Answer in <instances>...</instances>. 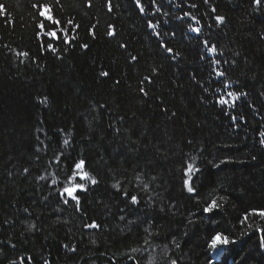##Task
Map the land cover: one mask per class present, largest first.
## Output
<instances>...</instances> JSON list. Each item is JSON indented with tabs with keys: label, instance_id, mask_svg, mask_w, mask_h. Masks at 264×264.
Returning <instances> with one entry per match:
<instances>
[{
	"label": "trees",
	"instance_id": "16d2710c",
	"mask_svg": "<svg viewBox=\"0 0 264 264\" xmlns=\"http://www.w3.org/2000/svg\"><path fill=\"white\" fill-rule=\"evenodd\" d=\"M33 4H49L66 35L46 38ZM108 4L0 0V264H264V217L253 214L264 210V0ZM79 160L98 183L76 174L89 189L78 212L59 192ZM92 220L101 227L86 228ZM216 233L234 241L219 259Z\"/></svg>",
	"mask_w": 264,
	"mask_h": 264
},
{
	"label": "snow or ice",
	"instance_id": "6c2138e0",
	"mask_svg": "<svg viewBox=\"0 0 264 264\" xmlns=\"http://www.w3.org/2000/svg\"><path fill=\"white\" fill-rule=\"evenodd\" d=\"M57 2H59V0H57ZM256 5H260L262 0H254ZM203 3H208V0H203ZM192 7H195V4L191 5ZM33 8H35L38 12V16L40 18L37 27L41 30V32H43L45 34L46 38H50L51 40H55V41H59L60 40V36L61 35H66L67 30L63 28V26L61 25V22L59 20H57L52 12V8L49 4H33L32 5ZM137 7L140 9V11L143 13L144 8L142 7V5L140 4V0H137ZM108 10L111 12L113 10L112 8V4H111V0H109V4H108ZM216 9L213 8L212 12H215ZM5 10L4 7L2 5H0V15L4 14ZM185 17L190 16V13L185 12L184 13ZM192 19H195L194 17H192ZM224 17L223 16H215V22L217 24V26H219L220 24H222L224 22ZM69 23L71 24L72 22L69 21ZM196 23L199 24L200 21L196 20ZM49 25H51V30H49ZM148 27L150 29L153 30L154 35H156L158 38L160 36V33L155 31V29L157 28V25L152 24L151 22H149ZM190 31L192 33H195L196 35L200 34L201 29L200 28H191L190 27ZM93 37H95V32L91 31L90 33ZM114 29L112 26H109V30L107 32V35L109 37H113L114 36ZM38 37L40 36V33H37ZM66 44H70L71 41L70 40H64L63 41ZM161 47H163L165 49V51L168 53L169 57L175 58L178 57L180 54L178 52L175 53V56H173V48L170 47L167 43H162L160 45ZM203 46L205 49H207L208 53L210 54H215L217 52V47L216 45L212 44L210 45L209 42L207 40L203 41ZM42 47H44L42 45ZM81 48L83 49H87L88 45L87 44H82L80 45ZM121 48H126L125 44H121L120 45ZM46 51H51V52H55V47L53 46V44L48 43L46 45L45 48ZM19 56H28V53L24 52V53H18ZM222 55V53H221ZM200 59H204L203 56L200 57ZM132 60L135 61L136 57L133 56ZM213 65L219 64L220 61L219 60H215L212 61ZM225 63H227V61H225ZM213 71H215L216 76L217 77H224L225 76V72L219 71L217 70L215 67L213 68ZM101 77H105L107 78L109 76V72L107 71H102L100 73ZM146 81H150L149 77H145L144 78ZM117 83H119V81H117ZM221 83H223V80H221ZM225 88L228 87L227 84L223 85ZM141 93H143L145 96H147V92L145 91V89L142 87L140 89ZM242 95L247 96V93H243ZM228 97H231L233 99V101L239 99V97L233 93V92H228L227 93ZM44 103L47 102V97L44 98ZM216 105L220 106L221 109L223 110L224 106L228 105V101L224 98H218L216 100ZM233 107H235V104H233ZM165 111H167L165 109ZM226 114V113H225ZM173 116H175V113H172ZM241 119H243V117H241ZM231 120L233 122V124L237 123V116H232ZM261 137H264V132L260 133ZM69 142L67 140L64 141V144L67 145ZM191 143V142H189ZM261 145H264V139L260 140ZM86 167V161L84 160H79V161H75L73 163V165L71 166L72 168V176L69 179V185L70 186H65L63 187V189L59 192V197L60 199L63 201V203L65 205L69 204L70 202L74 203V207L76 209V211H81L80 208V196L79 193L81 192H87L89 189L88 187H86V185L84 183H79V182H75L76 181V174L79 173V180H91V185L95 186L98 182L96 179H92L89 177V174L84 171V168ZM25 172H27V169H25ZM199 172V168L195 167L193 164H188L183 175L187 176L188 179L184 180V186L187 188L189 193H194L195 189L192 186V176L196 173ZM55 183V181H54ZM114 188L117 189V191H119V185H113ZM123 197L125 200L130 199L131 203L133 205H136L139 203L138 197L136 195H129V193L127 192H123L122 193ZM217 207V203L215 200H213L209 205H207L204 208V212L205 213H211L215 208ZM253 214L259 215L260 217H264V210H253ZM123 218V217H121ZM248 218V215L246 214L244 219L246 220ZM101 226L95 221L92 220L90 223H88L86 225V228H90V229H99ZM229 243H234V241H230L228 236L223 235L221 233H216L212 238L211 241L208 245V247L212 250H217L219 248H226ZM65 248H69V245L65 244L64 245ZM261 247H264V238L261 239ZM70 250L75 251V248H71ZM12 264H16L15 261L12 262ZM21 264H31V257H28L27 262L24 261V258H21ZM45 264H48V262L46 261ZM173 264H175V261H173Z\"/></svg>",
	"mask_w": 264,
	"mask_h": 264
}]
</instances>
